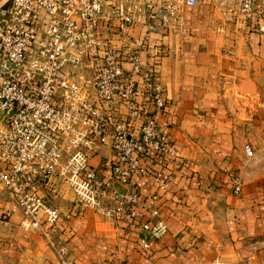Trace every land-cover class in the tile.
<instances>
[{
    "label": "crops",
    "instance_id": "0c3cea01",
    "mask_svg": "<svg viewBox=\"0 0 264 264\" xmlns=\"http://www.w3.org/2000/svg\"><path fill=\"white\" fill-rule=\"evenodd\" d=\"M182 17L178 31L146 34L142 23L128 31L133 42L144 40L141 64L164 89L159 127L180 155L168 161L170 188L152 218L166 232L145 252L124 221L105 218L67 186L57 196L38 188L57 212L55 223L42 211L25 219L0 185V264H264V23L226 17L212 0H197ZM103 35L118 49L135 47L110 29ZM69 71L90 83L89 70ZM109 155L101 146L90 161L103 178ZM135 181L147 200L153 187Z\"/></svg>",
    "mask_w": 264,
    "mask_h": 264
},
{
    "label": "built area",
    "instance_id": "2783aa9c",
    "mask_svg": "<svg viewBox=\"0 0 264 264\" xmlns=\"http://www.w3.org/2000/svg\"><path fill=\"white\" fill-rule=\"evenodd\" d=\"M212 1L226 17L264 23V0ZM196 3L7 0L0 6V185L25 219L42 211L46 222L55 223L57 212L38 188L57 196L67 186L105 218L124 221L140 249L151 251L166 232L152 218L170 188L168 161L180 155L159 127L164 89L141 64L144 40L133 42L128 31L138 23L146 34L178 31L183 10ZM103 29L135 47L118 49ZM75 67L89 70L90 83L70 78ZM105 145L107 178L90 163ZM243 151L254 155L249 145ZM137 178L153 187L147 200ZM112 184L124 192L111 191ZM240 190L235 178L233 193Z\"/></svg>",
    "mask_w": 264,
    "mask_h": 264
},
{
    "label": "rangeland",
    "instance_id": "374dc122",
    "mask_svg": "<svg viewBox=\"0 0 264 264\" xmlns=\"http://www.w3.org/2000/svg\"><path fill=\"white\" fill-rule=\"evenodd\" d=\"M6 1H7V0H0V6H2V5L4 6V5L6 4ZM75 69L78 70L79 67H75ZM255 155H256V154H255ZM256 157H257V156H255L254 159H253V158H252V159H253V160H256V159H255ZM258 160H259V164H260V165H261V164L264 165V158H262V159L260 158V159H258ZM49 202H50V200H49Z\"/></svg>",
    "mask_w": 264,
    "mask_h": 264
}]
</instances>
